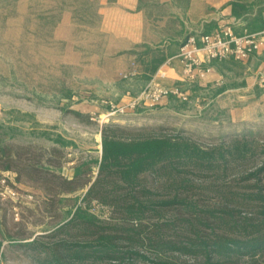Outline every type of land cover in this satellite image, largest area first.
Segmentation results:
<instances>
[{
    "label": "rangeland",
    "instance_id": "374dc122",
    "mask_svg": "<svg viewBox=\"0 0 264 264\" xmlns=\"http://www.w3.org/2000/svg\"><path fill=\"white\" fill-rule=\"evenodd\" d=\"M98 6L96 0H0V146L10 149L0 154V167H13L0 168V264H30L17 243L49 234L76 211L97 175L104 125L185 138L204 149L246 144L247 158L235 157L222 175L191 173V195L201 207H217L221 189H264V91L243 104L241 97L251 94L216 98V90L198 86L187 101L128 107L140 93L110 71L115 61L101 59L113 42L99 30ZM78 105L95 108L90 123L72 114ZM76 169L85 175L75 185L85 188L63 194L57 177L73 179ZM90 211L111 219L98 203Z\"/></svg>",
    "mask_w": 264,
    "mask_h": 264
},
{
    "label": "trees",
    "instance_id": "16d2710c",
    "mask_svg": "<svg viewBox=\"0 0 264 264\" xmlns=\"http://www.w3.org/2000/svg\"><path fill=\"white\" fill-rule=\"evenodd\" d=\"M72 114L90 123L89 116ZM100 134L97 175L76 211L49 234L17 243L30 264H179L184 258L264 264V189H221L214 208L201 207L191 195L192 172L222 175L235 157L247 158L246 144L204 149L185 138L114 124ZM9 151L0 146L1 155ZM84 175L76 169L73 179L53 176L66 186L63 194H73L85 188L75 185ZM93 203L109 209L111 219L93 214Z\"/></svg>",
    "mask_w": 264,
    "mask_h": 264
},
{
    "label": "crops",
    "instance_id": "0c3cea01",
    "mask_svg": "<svg viewBox=\"0 0 264 264\" xmlns=\"http://www.w3.org/2000/svg\"><path fill=\"white\" fill-rule=\"evenodd\" d=\"M100 32L113 44L101 57L115 61L110 71L120 74L136 95L154 79L192 93L216 90V98L238 91H264V49L249 60L213 61V72L197 85L182 81L180 48L190 35L211 34L229 25L236 34L258 33L263 28L264 0H96ZM165 73V78L161 77ZM133 74L125 78V75ZM263 78V81L260 80ZM215 98V99H216ZM243 98V104L256 97ZM163 101V104L170 100ZM93 107L73 110L86 116Z\"/></svg>",
    "mask_w": 264,
    "mask_h": 264
},
{
    "label": "built area",
    "instance_id": "2783aa9c",
    "mask_svg": "<svg viewBox=\"0 0 264 264\" xmlns=\"http://www.w3.org/2000/svg\"><path fill=\"white\" fill-rule=\"evenodd\" d=\"M262 49H264V19L263 28L258 33L238 35L231 26L226 25L219 27L211 34L190 35L182 44L178 56L183 67L182 81L184 83L203 81L213 72L209 66L213 61L233 58L244 62ZM131 75L133 74L124 77L127 78ZM161 77L165 78L164 72H161ZM170 98L187 101L189 92L179 86L163 85L154 79L137 97L130 101L128 107L135 108L143 104L152 108ZM5 193L15 194L8 188Z\"/></svg>",
    "mask_w": 264,
    "mask_h": 264
}]
</instances>
